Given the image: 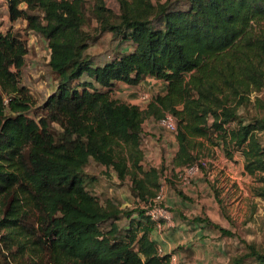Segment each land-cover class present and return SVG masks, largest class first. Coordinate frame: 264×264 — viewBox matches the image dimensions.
<instances>
[{"label":"trees","instance_id":"1","mask_svg":"<svg viewBox=\"0 0 264 264\" xmlns=\"http://www.w3.org/2000/svg\"><path fill=\"white\" fill-rule=\"evenodd\" d=\"M5 1L11 21L24 19L48 41L58 85L44 103L46 115L31 118L36 102L21 81L27 44L12 31L0 32V264H172L150 237V218L121 227V212L104 209L88 188L95 162L128 178L146 204L156 197L160 170L142 163L150 118L176 121L171 171L196 165L214 148L229 159L240 152L258 183L254 194L264 200L257 133L264 121L241 116L254 93L264 94V0H117V12L106 0H93L101 32L119 40L118 47H134L130 53L116 48L102 65L88 55L86 0ZM86 75L94 83L73 87ZM148 77L166 89L144 109L113 97L119 82L137 86ZM248 259L264 264V253L249 246L229 264Z\"/></svg>","mask_w":264,"mask_h":264},{"label":"rangeland","instance_id":"2","mask_svg":"<svg viewBox=\"0 0 264 264\" xmlns=\"http://www.w3.org/2000/svg\"><path fill=\"white\" fill-rule=\"evenodd\" d=\"M92 1L86 0L88 24L83 28V33L89 35L88 55L93 57L98 65H102L112 58L116 48L119 52H132L134 47L130 43L118 47L119 40H113L109 32H101L100 24L93 16ZM167 1L155 0V3ZM106 3L109 8L118 11L117 0H106ZM21 8L25 10L26 5H22ZM8 31L20 36L27 44L21 81L36 102L29 116L39 121L47 113L44 107L46 99L55 93L58 85L49 66L48 41L28 30L24 19L11 21L7 2L0 0V32L6 34ZM93 81L94 79L86 75L72 85L82 91L87 83H94ZM161 88L158 79L148 77L137 86L117 84L113 97L129 102L135 99L131 96L134 94L138 105L144 109L147 103L144 104L141 98L148 96L151 100L155 95L160 94ZM258 100L264 101V94L254 93L251 103L243 107L241 116L246 122L264 121V108ZM58 129L55 125L54 130ZM257 133L264 146V126H260ZM173 134L161 124V121L150 118L144 122L141 143L142 163L146 169L155 167L160 170L164 198L157 207L162 206L169 211L173 221L171 227L166 226V229L161 231L155 227L154 230L163 233L178 229L181 225L186 233H193L199 229L204 233H221V229H227L233 236L221 235L217 239L222 241L228 259L249 253V246H254L259 252L264 253V200L254 194V187L258 183L254 177L245 172L242 154L237 152L234 159L229 160L219 148H214L213 155L204 156L202 161L196 163L198 169L194 172L187 174L185 170L180 169L171 171L172 158L175 154L173 144L176 142ZM87 173L88 179L93 178V183L88 188L98 196L103 208L121 212L117 218L121 227H128L132 219L137 221L144 218L147 221L149 205L133 192L128 178L121 180L114 169L105 168L95 162L89 165ZM169 193H172V197ZM167 199L170 201L168 202ZM128 212H133L129 218L125 215ZM139 215L142 217L139 218ZM205 220L216 226L203 222ZM2 234L0 233V236ZM125 236L126 234L122 233L119 238L124 239ZM217 239L213 238V240ZM159 252L164 255L161 250ZM243 264L258 263L248 259Z\"/></svg>","mask_w":264,"mask_h":264},{"label":"crops","instance_id":"3","mask_svg":"<svg viewBox=\"0 0 264 264\" xmlns=\"http://www.w3.org/2000/svg\"><path fill=\"white\" fill-rule=\"evenodd\" d=\"M158 82L159 85L162 87L160 94H164L166 89V83L160 80H158ZM121 84L125 83L119 82L118 86H121ZM131 96L135 97V99H131L128 103L138 105L136 95L132 94ZM173 137H175L176 141L175 133L173 134ZM173 145L175 154L172 158V162L178 151L177 141ZM220 152L224 154L221 149ZM233 159L234 157L229 160ZM169 196L172 197V193H169ZM183 199H185V197H183ZM167 200L168 202L170 201V199ZM180 201L182 202V199H180ZM221 235H223L222 232L204 233V231L201 229L196 230L193 233H186V231H184V227L181 225L178 229L166 231L163 233L153 230L150 234V237L156 243L158 249L161 250L164 255H171L172 263L174 262L175 264H228L230 259L227 258L224 245L221 240L217 239ZM213 238H216L217 240H213Z\"/></svg>","mask_w":264,"mask_h":264},{"label":"built area","instance_id":"4","mask_svg":"<svg viewBox=\"0 0 264 264\" xmlns=\"http://www.w3.org/2000/svg\"><path fill=\"white\" fill-rule=\"evenodd\" d=\"M143 103H149L150 99L148 96H143L142 98ZM161 124L169 131L176 133L177 131V124L173 116L167 115L164 119L161 120ZM198 169V165L190 166L185 170L187 174H190ZM164 198V188L161 187L158 191L156 197L152 199L148 203L147 207V214L150 220L155 224V227L158 231L164 230L167 227L173 226V221L171 218V214L165 208L157 207V204H161Z\"/></svg>","mask_w":264,"mask_h":264}]
</instances>
